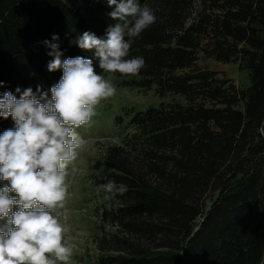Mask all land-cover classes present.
Here are the masks:
<instances>
[{"label":"trees","instance_id":"1","mask_svg":"<svg viewBox=\"0 0 264 264\" xmlns=\"http://www.w3.org/2000/svg\"><path fill=\"white\" fill-rule=\"evenodd\" d=\"M156 21L129 56L146 66L113 73L118 88L154 91L159 106L123 108L118 143L106 147L102 174L127 185L96 210L94 264H264V0H140ZM107 0H0V94L48 91L62 69L43 43L93 60L75 43L85 31L106 37L116 21ZM248 71L242 89L199 65L200 58ZM51 94L49 92V98ZM2 98V95H0ZM0 117V134L14 129Z\"/></svg>","mask_w":264,"mask_h":264},{"label":"clouds","instance_id":"2","mask_svg":"<svg viewBox=\"0 0 264 264\" xmlns=\"http://www.w3.org/2000/svg\"><path fill=\"white\" fill-rule=\"evenodd\" d=\"M107 4L116 23L106 29V37L85 31L75 43L94 52L103 73L136 76L146 66L145 59L126 57L134 41L155 23L154 10L140 0H107ZM58 40L53 34L51 41L43 42L52 57L47 70L62 69L58 83L48 91L40 86L35 91L17 87L19 99L11 91L0 94V117H11L15 125L0 134V180L9 182L0 188V219L7 218L0 225V264H70L68 229L58 209L68 195V165L85 143L75 129L90 125L96 107L116 92L110 79L96 73L92 59L62 60ZM98 187L110 194L128 190L111 179ZM14 205L20 206L15 212Z\"/></svg>","mask_w":264,"mask_h":264},{"label":"rangeland","instance_id":"3","mask_svg":"<svg viewBox=\"0 0 264 264\" xmlns=\"http://www.w3.org/2000/svg\"><path fill=\"white\" fill-rule=\"evenodd\" d=\"M199 65L231 79L242 89L250 85L249 72L240 70L236 64H222L201 57ZM105 78L112 81L116 92L96 107V115L92 117L90 125L75 129L85 143L78 150L77 158L68 165V195L63 208L58 209L68 229L66 239L72 248L70 264H94L93 260L97 256L94 243L101 230L96 210L109 197L95 186L93 178L105 170L102 157L106 147L118 143L119 128L114 126V118L122 113L124 107L143 110L168 102V99L159 98L154 91L118 88L113 73H107ZM8 184V181L0 180V188ZM9 195L15 197L16 194L10 192ZM19 207L14 205L13 211ZM6 220L0 219V225Z\"/></svg>","mask_w":264,"mask_h":264}]
</instances>
